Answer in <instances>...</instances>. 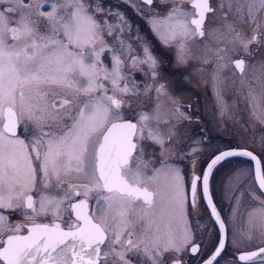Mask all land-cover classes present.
<instances>
[{"label": "snow or ice", "instance_id": "snow-or-ice-1", "mask_svg": "<svg viewBox=\"0 0 264 264\" xmlns=\"http://www.w3.org/2000/svg\"><path fill=\"white\" fill-rule=\"evenodd\" d=\"M125 2L142 13L135 0ZM154 2L140 0L146 6ZM159 2L167 12L146 15L151 31L165 46H176L178 63L195 58L212 64L214 84L229 63L243 75L245 59L234 56L243 52L251 57L253 44L264 47V0H218L215 6L211 0ZM103 4L0 0V264H133V257L135 264H167L169 253L174 255L170 264H183L184 254L201 251L186 206L206 201L225 232L210 191V177L221 162L249 158L251 173L238 169L233 176L251 174L264 196V138L259 156L247 149L217 148L200 174L193 163L186 180L165 156L174 133L161 131L160 124L169 121L161 119L159 103L151 115L140 111L133 113L134 120L125 118L123 109L132 106L128 97L154 90L159 101L167 95L166 84L157 86L160 62L147 39L137 32L143 55H133L124 39L132 24L124 13ZM206 22L215 26L206 30ZM238 24L250 26L252 35H244ZM196 39L205 40L203 57H193L186 43ZM106 52L110 66L102 59ZM143 65L154 82L141 91L132 74L144 73ZM253 67L264 74V62ZM255 81L258 90L249 82L246 100L250 115L264 124V80L258 76ZM244 85L242 80V91ZM180 117L191 120L182 112ZM148 146L153 157L159 148V158L145 159ZM73 174L88 183L69 184L62 178ZM89 198L95 201L91 209ZM253 200L261 206L249 212L250 222L264 238V200ZM13 213L22 221L12 223ZM225 248L222 237L203 264H219ZM237 252L228 264H264V247L245 251L237 246Z\"/></svg>", "mask_w": 264, "mask_h": 264}, {"label": "rangeland", "instance_id": "rangeland-1", "mask_svg": "<svg viewBox=\"0 0 264 264\" xmlns=\"http://www.w3.org/2000/svg\"><path fill=\"white\" fill-rule=\"evenodd\" d=\"M28 2L29 0H24L25 4ZM211 2L215 6L218 0H211ZM135 3L143 10L142 13H138L125 0H104L103 6L124 13L127 20L132 24V32L126 31L124 39L133 46L135 50L133 55L139 54L141 58L143 55L141 45L135 39L137 32L147 39L153 55L160 62L159 74L161 79L156 81L157 86L159 83H165L167 95H162L157 101V94L153 90L147 96L128 97L132 101V106L123 109L125 118L134 120L133 113L140 111L151 115L153 107L159 103L161 119L169 121L167 124L161 123L159 127L162 132L167 133L171 130L174 133L172 142L165 145L166 148H171V151L166 152L165 156L170 163L182 170L186 180L191 176L193 163L195 162L196 172H201L206 161L216 152L217 148L222 150L224 146L246 147L260 155V142L264 138V124L258 123L250 115V107L245 94L249 82H254L253 87H257L258 90L259 82L255 81V78L259 76L261 80H264V74H262L260 68L253 67L259 62H264V47H257L253 44L249 47V52L252 53L251 57L243 52L234 56L233 59H245L246 67L243 75L238 69H235L234 64L229 63V66L220 73L219 80L214 84L212 64L205 65L202 63V59L195 58L190 59L187 64L178 63L176 46H165L158 36L151 31L146 15L150 11H154L163 16L166 14L167 8L161 6L159 0H155L153 6L143 5L140 0H135ZM182 7L187 8L188 5L185 4ZM42 10L50 11L51 9L44 7ZM209 20L215 21V17L209 14ZM110 22L115 23L117 21ZM214 26V23L206 22L205 28L207 30ZM238 26L244 35H252L250 26L240 24ZM105 39L109 45L113 44L112 38L106 37ZM186 43L193 57L204 56L202 51L205 43L204 39L189 40ZM208 43L213 44L211 40ZM109 55L106 52L102 59L105 64L110 66ZM212 59L215 60V57H212ZM142 67L145 69L144 73L135 72L132 74L135 80L141 82V91H143L144 84L154 82L148 72L147 65ZM242 80L245 81L243 91L241 90ZM177 108H179V112L176 111ZM180 112L191 117V120L180 117ZM173 120L177 122L173 124ZM152 151V147L148 146L149 155H146L145 159L159 158V148L155 149V157L151 155ZM238 169H247L251 173L253 167L249 159L235 157L226 163L219 164L213 170L210 184L213 189H216L219 196L217 203L224 213L225 220H227L231 246L253 247L261 244V239L264 238L261 237L258 226L254 228L250 222L249 212L261 205L253 200V196L259 197L253 176L249 174L248 176L241 175L236 178L233 174ZM148 175H151L150 171ZM72 178L74 179L73 184L88 183L83 176L78 177L73 174ZM55 183L56 181L54 185ZM158 186L163 190L164 181H159ZM149 187L155 189L157 185H149ZM89 201L93 202L95 206V201L92 198H89ZM205 207L202 203L198 207L196 205L195 208H191L190 205L186 206L187 223L194 241L204 240V236L207 235L210 242L214 234L218 233L216 230L213 232L211 228L212 220ZM186 254L190 255L189 252ZM206 254L208 252L204 250L200 251L197 256H190V258L192 262H196V259L198 260ZM171 256L173 254H167V264H170ZM229 261L227 257H223L220 264H228ZM133 264H135V257H133Z\"/></svg>", "mask_w": 264, "mask_h": 264}, {"label": "flooded vegetation", "instance_id": "flooded-vegetation-1", "mask_svg": "<svg viewBox=\"0 0 264 264\" xmlns=\"http://www.w3.org/2000/svg\"><path fill=\"white\" fill-rule=\"evenodd\" d=\"M235 59H238V58H235ZM126 119H131V118H127V117H126ZM131 120H133V119H131ZM236 148H237V149H247V150H249V151H252V152H253L254 154H256L257 156H259L255 151H253V150H251V149H249V148H246V147H236ZM222 150H223V149H222ZM213 155H214V154H212V155L208 158V160L206 161V163L209 161V159H210ZM233 158H235V157H233ZM233 158H229L228 160H226V161H224V162H221L220 164H222V163H226V162H228L230 159H233ZM245 158H246V159H249V158H247V157H245ZM249 161H250V160H249ZM250 162H251V161H250ZM206 163H205V165H206ZM251 164H252V167L254 168V166H253V162H251ZM205 165H204L203 168H205ZM217 167H218V166H217ZM217 167H216V168H217ZM216 168H214V169H216ZM196 173H197V174H200V172H196ZM62 178H63L67 183H69V184H73L74 179L72 178V175H71V176H65V177H62ZM210 181H211V177H210ZM54 182H55V179H53V188L55 187ZM256 186H257V185H256ZM210 191H211V194H212V197H213V202H214L215 205L217 206V208H218V210H219V212H220V214H221V216H222V219H223V221H224V223H225V229H226V238H225V241H226V248H225V250L223 251L221 257L218 258V261H219V264H220L221 261H222V259H223V257H227L229 260H231V259L234 258L236 255H238V252H237V247H235V246H231V244L229 243V241H231V238L228 237V231H229V229H228V225H227V220H225L224 213H223L221 207H220V206L218 205V203H217V201H218L217 199H218V197H219L218 194H217V191H216V189H213V188H212L211 184H210ZM257 191H258V195H259L260 199H261V200H264V196L261 195V193H260V191H259V189H258V186H257ZM80 199H83V197H81ZM73 202H75V201H73ZM200 203H202V205L204 204V206H206V203H205L204 200H198V202H197V204H196L197 207L200 205ZM89 206H90V209L93 208V207H95V206L93 205V202H91V201H89ZM63 207H64L65 209H67V208H68V205L65 204ZM190 207H191V206H190ZM191 208H192V207H191ZM205 209L208 210L209 216H210V218H211V220H212L211 228H212L213 232L216 230L218 233H217V234H216V233L214 234V237L212 238V240H211L210 242H209L208 239H207V235L204 236V240H201V239L196 240L195 242L201 245V251L206 250V252H208V254H206V255H205L204 257H202V258H199L198 260L196 259V262H195V261L192 262L190 256H197V255H193V254H191V253L189 252L190 255H188V254H184L182 257H180L181 260H182V262H183V264H200L201 262H203L204 259L208 258L209 254H210L211 252L214 251L215 247L218 246L219 239H220V232H219L218 226H217V224L215 223L214 219L212 218L211 213H210V210L208 209L207 206L205 207ZM67 215L72 216L71 211H68V212H67ZM9 218H10V221H11L12 223H17V222H21V221H22V216H21L19 213H13V214H10ZM263 246H264V243H261V244H258V245H254L253 247H239V248H240L241 250H245V251H255V250L258 249V247H263ZM171 257H172L171 259H173V258H174V255L171 256ZM191 262H192V263H191ZM256 264H259V262L257 261Z\"/></svg>", "mask_w": 264, "mask_h": 264}, {"label": "water", "instance_id": "water-1", "mask_svg": "<svg viewBox=\"0 0 264 264\" xmlns=\"http://www.w3.org/2000/svg\"><path fill=\"white\" fill-rule=\"evenodd\" d=\"M131 120V119H130ZM256 155V154H255ZM212 158V157H211ZM211 158L209 159V161L208 162H210V160H211ZM207 164V163H206ZM253 165H254V163H253ZM205 167H206V165H205ZM217 208V207H216ZM209 210H210V208H209ZM217 211L219 212V210H218V208H217ZM210 213H211V210H210ZM220 213V212H219ZM220 217H221V219H222V216H221V214H220ZM213 219H214V221H215V218L214 217H212ZM223 220V219H222ZM215 223L217 224V226H218V229H219V224H218V222H216L215 221ZM219 232H220V230H219ZM226 238V229H225V232L222 234L221 232H220V238ZM264 247V246H263ZM200 264H203V262H201Z\"/></svg>", "mask_w": 264, "mask_h": 264}, {"label": "bare ground", "instance_id": "bare-ground-1", "mask_svg": "<svg viewBox=\"0 0 264 264\" xmlns=\"http://www.w3.org/2000/svg\"><path fill=\"white\" fill-rule=\"evenodd\" d=\"M205 203H206V201H205ZM217 207V206H216ZM209 209V208H208Z\"/></svg>", "mask_w": 264, "mask_h": 264}]
</instances>
